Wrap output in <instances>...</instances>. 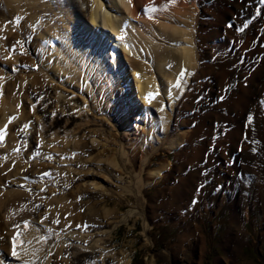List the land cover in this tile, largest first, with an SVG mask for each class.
<instances>
[{
	"label": "bare ground",
	"instance_id": "bare-ground-1",
	"mask_svg": "<svg viewBox=\"0 0 264 264\" xmlns=\"http://www.w3.org/2000/svg\"><path fill=\"white\" fill-rule=\"evenodd\" d=\"M5 1L8 7L11 8V15L15 16L14 27H19L16 19L22 16L24 19L27 18L25 21L26 26L37 27L41 33L38 36L39 39L37 38L36 42L32 44L33 46L29 48V52L32 54L29 60L32 61L33 65L37 64L39 66V73L31 75L32 80L28 83L23 82L26 77H21L20 80L17 79L21 82L20 84L15 80L6 84L3 81L6 65L14 66L18 63L22 64V60H27L24 57H19L18 53L14 55L13 53L16 51L12 52L9 50V43H15L18 39L24 42L25 34L23 33L24 36L20 32L17 35L12 34L11 23L7 21V17L10 14L6 13L7 10L5 8H2V11L0 10V127H6L9 131L4 143L0 144V184L4 185L6 179L12 177L11 180L15 179L12 183L17 185L18 182H22V180L18 179L19 176L22 175L27 179H34L33 177L35 176L36 180H39L38 182L41 184L35 188L33 193H38V191L40 192L39 189H43L45 186L49 187L48 185L65 188L68 186L67 184L71 183V179L83 181L89 177L101 179L99 172L101 173L102 169L97 167L99 163H106L113 170L118 169V161L115 158L109 156L106 160H102L103 152L92 157L93 160L82 158L83 161L81 162H83V165L87 166L91 163L94 168L92 167L89 171H86L88 169L80 171V178H63L65 174L72 170V168L64 166L66 161H61L54 165L50 162H45L50 155L53 156V153L48 154V151L52 150L50 144L51 139L55 135L54 131L52 133L49 132L54 130L59 122H65V125L70 126L72 119L74 121L75 118H80L76 119L78 121L76 128L82 127V130L79 133H75V130L70 131L72 134L71 138L81 135L80 133H84L87 127L96 123V120L90 118L87 102L85 103L86 106L79 108V112L74 115L65 113V107L60 109V111L59 106L56 107L58 108L56 111L46 110V105L50 103L51 106L53 102H50L51 97H46L43 100V97H41V93H47L56 87V83H54L56 74H67V80L73 84L78 79L80 80V77L82 78L79 71L85 67L87 72H92V68L95 67L97 79L101 76L104 77L108 86L109 83L117 82L116 89H120L119 87H122V84L128 81L129 74L133 76L134 90L128 92L129 94H125L128 95L130 113L138 116V119L147 118L146 114L149 113L150 115L151 107L164 103L165 98L170 102L168 111L161 112V108H158L156 113L152 114L147 121L148 133H144L140 137L142 138L140 145L145 148L149 144L152 149L147 152L146 156L136 150L132 152L133 163L138 172L132 176L133 181L130 185H125L120 189L121 194L129 192L135 195L140 205L138 210H131L128 215L117 217L111 210L101 207L100 204H103L102 198L100 201L98 199L93 202L90 201L89 203L91 204H87L89 206H87L88 216L101 226L103 218H117L116 221L107 223L110 227L111 224L114 226L119 222L126 221L131 214L144 215L143 188L146 185L149 186L151 183L162 180L165 175L171 179L176 173L177 167L171 168L170 163L164 164L163 168H159L152 174L153 181L148 184L145 183L142 177L143 168L148 163L150 156L159 147L168 148L175 152L182 161V167L185 165L192 167L189 176L181 179V186L180 184L178 186L175 185V187H169L168 190L162 192L176 194L174 200L169 203L173 205V210L176 209L178 211L184 203L187 204L188 201L192 200L194 191L197 189V181L204 179L201 177L203 171L201 161L212 145V142H210L208 146L204 145L195 149L192 147L187 150L185 149L186 147L184 148L185 144H182L183 142L191 145L195 137L218 134L219 132L214 131V125L219 127V129L224 127L225 131L226 127H230L228 124L225 125V123L229 122L233 129L230 128V132L227 135V142L229 143L224 147L225 150L231 149L234 151L238 158L241 154L239 153V148L236 147L240 144L243 147L247 143L243 145L241 143L243 140V133H241L243 124L241 125L240 123L242 119L244 123H247L249 116L254 118V125L256 126H254L255 129L253 130L250 128L249 134L251 135L252 132L260 140L261 138L264 139V0H175L174 3L173 0H92L90 3L87 0H79V2H84L82 3L83 7L86 6L84 12L81 8H78L79 6L77 7L78 2L75 0H69L67 2L68 8L59 11H56V8H52V2L49 0H46L47 3H44L43 0L42 3H39V0ZM23 5H28V7ZM40 8L50 10L51 18L57 16L58 22L54 28L52 26L50 28L49 25H46V21L40 18L41 15L38 14ZM153 8L156 11H150ZM109 9L115 15H111ZM61 11L63 14L59 16ZM44 12L47 13V11ZM138 15L141 16L139 18L141 20L139 23L140 27H136L134 24L133 27H129L130 21L128 20H130V17L136 18L139 17ZM161 15H165V18L161 19ZM133 30H137L136 33L138 35L135 36L132 33ZM243 31H247L245 37L240 35ZM155 38L167 43V45L174 43V45H171L174 47L160 45L153 40ZM53 39H57L59 44L57 41L55 48L52 46H50L51 48L48 47L51 53H48L49 56H45L42 47L45 42L50 44ZM110 43L127 56L132 55L135 57L146 50L150 57L145 58L147 60L146 64L131 61L130 65L120 57L115 62L117 57L112 52V48L109 47ZM221 57H223L221 60L214 63L217 58ZM230 57H235L233 64L228 63V58ZM107 58H113L114 63L108 61ZM88 62L90 63L89 65H87ZM88 66L90 68H87ZM129 66L134 69L132 71L129 70ZM238 69H243L246 72L247 80L240 84L241 90L238 94H232V97L225 105L216 107L214 100H217V95H214L211 87L213 84L219 85V83L223 84L225 82V93L227 94L230 81L233 80L235 71ZM184 70H186V76L181 81L183 89L181 92V89H177L174 86ZM87 72L83 78L86 83H88L87 81L90 77ZM23 73V76H29V74ZM46 79L49 82L45 81ZM85 88L89 90V87L86 86ZM104 88L106 91V87L103 86ZM116 89L111 91L108 101L120 94ZM203 91L206 92V101L199 99L203 95ZM149 93H158L151 103H149L147 98ZM32 94L37 95V99L41 97L38 99L39 101L36 99L37 103L42 102L38 103V106L35 105L37 110L30 113L32 110L26 109V102L31 103L32 106L34 105L35 101L31 98ZM122 94L124 93L121 92ZM109 105L107 102L106 106L108 107ZM225 110L228 111V115L220 113ZM49 112L52 113V116H49ZM47 113L48 116L46 115ZM126 113L128 114L129 112L126 111ZM190 113L196 115L194 119H189L188 115ZM129 116L130 114L124 115L123 118L118 116L116 118V121L123 125L124 130L128 129L130 125L131 116ZM12 117H16V119L9 122ZM46 117H50L49 119L52 121L50 125L47 124L48 120H46ZM131 118L133 119L134 117L132 116ZM139 121L141 122V119ZM34 122L35 124L36 122L38 123V129L34 127ZM180 122L192 128L182 138L178 135L179 133H175L177 132L176 127H178ZM25 125H29V129L24 128ZM64 128L67 129L66 126ZM44 129L52 138L47 139V135L40 134L38 136L40 138L39 142L38 137L36 138L37 141H34L35 133L38 134V130L40 133ZM31 142L34 143L31 144ZM71 145L72 143L69 141L59 144V146L52 144L53 149L58 151L60 156L64 155V157H72L74 159L76 155H70L67 149ZM81 146L83 147L81 148ZM89 146L90 144L87 143L80 146L76 144L75 148L79 147L78 149L86 153L89 150ZM17 149H19L17 157H14L12 153ZM123 155H126V153H123ZM4 157H7V159H3ZM253 159L254 162H251L252 160H249L248 155H246L247 163L244 168L255 176L263 174L260 179H252L251 184H249V186L252 185L255 188L257 200L254 201L255 199L252 200L249 196H243L242 201L244 205H248L246 202L251 199L253 202L259 203L264 210V167H261L255 157ZM229 164H231L230 161ZM45 167L51 168L52 171L50 169L46 170L47 168ZM230 168L225 167L224 170L220 169L216 173L231 175L232 170ZM117 169L116 172L118 171L119 177H110V179L122 185L123 179L120 175L122 171L119 172ZM47 173H50V175H44ZM69 174L72 176V173ZM220 179L221 177L216 182L217 186L224 187ZM172 180L175 181V179ZM4 187V192L0 195V261L6 264H35V260L44 257L42 254L43 257L40 258L41 248L45 249L43 247L45 241L50 240H45L44 233L47 232L35 221L34 229L31 230L29 228L26 230L27 232L22 230V245L12 248V242L20 230L21 223L27 221L31 225L30 221L33 222L35 215H42V211H40L42 206H47L49 202L50 205L55 207L54 213L55 216H58L56 218H60L66 223L60 232L67 230L64 228L66 225L70 227L76 224L79 225V223L82 224V222L90 223L87 220L84 221V217L79 219L80 222L77 223L73 219L71 214L84 206L78 202L66 203L72 191L68 193V197L63 195L52 197L51 200L44 203L43 200L39 199L43 197V195H40L41 193L45 194L44 191L40 194H34L35 198L32 199L29 192L12 188L9 185ZM81 188H83L82 185H77L73 190V192L78 190V197L80 198L83 194H86ZM62 190L65 191L66 189ZM224 191L223 188L221 191L219 189L217 194H224ZM234 206H236V203H234ZM151 207L154 208V206ZM238 208L233 212L234 218L230 227L228 243H233V241H238L239 243L241 238L236 229L240 226L242 214L247 211L244 209L242 212H238ZM92 223L97 224L94 221ZM149 224V221L145 218L144 227L148 230L151 228ZM201 229V226L197 225L196 232ZM52 231L50 232L53 233ZM110 232L111 230L103 231L100 234L103 236L105 234L108 235ZM49 233L46 235L49 236ZM67 235L66 239L69 240V234ZM50 237H47V239ZM88 238H84V241ZM82 239L80 241L83 243ZM102 239L96 240L93 244L91 240L88 241L89 245L86 248L84 247L85 244L80 246L74 242H71L74 244L73 246L62 247L59 245V247L56 246L55 248H58L57 251L59 253L65 254L64 256L72 263L82 264L85 261V257L94 255V252H99L98 250L102 251L100 253L105 257L103 252L105 247L100 246L102 244L105 245V243H102L104 241ZM28 242L29 245L26 246ZM3 247L6 249H3ZM14 250L18 251L16 255L12 254ZM122 259L120 258V263L128 264L126 260ZM56 261L58 262L54 257L52 263L58 264Z\"/></svg>",
	"mask_w": 264,
	"mask_h": 264
},
{
	"label": "rangeland",
	"instance_id": "rangeland-1",
	"mask_svg": "<svg viewBox=\"0 0 264 264\" xmlns=\"http://www.w3.org/2000/svg\"><path fill=\"white\" fill-rule=\"evenodd\" d=\"M49 1L52 2L51 6L53 9L56 8V11L66 10L68 8L67 2L69 0ZM75 1L78 2L77 7L79 6L78 8H81L84 12L86 6L83 7V0L80 2L79 0ZM91 1L92 0H87L88 3H90ZM0 2V10L2 11V8H5V10H7L6 13L10 14L7 17V21H10L11 23V33L17 35L18 32H20L22 36H24L23 33L25 34V43L23 42V46L13 41L15 43H9V50H11L12 52L16 51L13 53L14 55L18 53L19 57H24L27 59L22 60V64L18 63L14 66L6 65V68L4 69L5 77L3 81H5L6 84H9L15 80L20 84L21 82L18 80H20L21 77H26V80H23V82L28 83L32 80L31 75L39 73V66L37 64L33 65L32 61L29 60L32 57L31 52H29V48L33 46L32 44L36 42V39L41 32H39V29L37 27H34L32 25L26 26L25 21L27 20V18L24 19L22 16H19L20 18H22L18 24L19 27H14L15 16L11 15V8L8 7L5 0H1ZM38 2L42 3V0H39ZM43 2L47 3L46 0H43ZM23 6L28 7V5ZM43 8H40L38 10V14L41 15L40 18L44 19L46 21V25H49L50 28L51 26L54 28L58 22V18L56 19L57 16L51 18V11L44 10ZM44 11H47V13H45ZM109 11L111 15H115L110 9ZM61 14H63L62 11L59 12V16H61ZM140 17L141 16L136 17L138 19H136L135 17H130V25L133 27L134 24V26L140 27ZM160 18L164 19L165 15H161ZM10 19L14 21H11ZM21 27H23V29H21ZM136 32L137 30H133L132 33L136 36L138 35ZM240 35L242 37H245L247 35V31L241 32ZM153 40L165 47H174L171 46L174 45V43H172L171 45H167V43L161 42V40H158L156 38ZM18 41L22 40L18 39ZM48 47L51 48L49 43L45 42L44 46L42 47L45 56H49L48 53H51ZM55 47L56 46H54V48ZM109 47L113 49L114 45L110 43ZM112 52L111 54H113ZM119 54L120 58H123V60L127 61L128 64H130L131 61L139 63L143 62L144 64H146L147 60L145 58L150 57L146 50H144L143 53H139V55H136L137 57H133L132 55L127 56L124 52H119ZM116 57L117 59L115 60V62L119 58L118 56ZM222 58L223 57L217 58L214 63L221 60ZM107 60L114 63L113 58H107ZM233 62H235V57L228 58V63L233 64ZM89 64L90 63L88 62L87 65ZM25 65L30 67H25ZM87 68H90V66H88ZM128 68L131 71L132 69H134L132 66H129ZM148 70L151 71V69L149 68ZM231 70H233V68H231ZM95 71V67L92 68V72H87L86 67L80 69L79 73L82 75V78L80 77V80L78 79L77 82L73 84L72 82L67 80V74H56V77L54 78L56 87L52 88L47 93H41V97H43L42 100L46 97H51L50 102H53L51 106L50 103L46 105V110L56 111L58 109L56 107L59 106L60 111V109H63V107H65V113H72L74 115L79 112V108L85 107V103L87 102V105L89 106L88 109L90 118L92 120H96V123L87 127L84 133H80L81 135L73 136V138H71L72 134L70 133V131L72 132L75 130V133H79L82 130V127L76 128V123L78 122L76 121V119L80 118H75L74 121L72 119V124H69L70 126L65 125V122H59L58 126L54 130L49 132L52 133L54 131L55 136L53 138L50 136V134H47L48 132H46V129H44L41 130L40 133L38 130V134L35 133L33 140L37 141L36 138L40 136V134L47 135V139L52 138L50 144L52 150L48 151V154L53 153V156L48 157L47 161L45 162H50L52 163V165H54L60 163L61 161H66V164L64 166L72 168V170L63 176L64 179H68L69 177L80 178V171H83L85 169H88L86 171H89L92 167L94 168V166H91V163H89L90 165L88 164L87 166L83 165V162H81L83 161L82 158L93 160L92 157H95V155H97L98 153L103 152L102 160H106L110 156L111 158H115L116 161H118L117 163L119 166L118 169H116L119 170V172L122 171L120 175L123 179V184L120 185V183L118 184L113 179H110V177H119V173L118 171L116 172V169L113 170L111 167H108L106 163H99L97 167L102 169L101 173L99 172V176L101 177V179H94L92 177H89L87 180L85 179L86 181L71 179V183L67 184L68 186H66L65 188H58L56 186L48 185L49 187L45 186L43 187V189H39V194L42 191L47 194H40L43 195V197H40L39 199L43 200L44 203L45 201L51 200L52 197L54 198L62 195L68 197V193L72 191V194L69 195L66 203L78 202L84 206L81 207L77 212H73L71 214L73 219L76 220L77 223L80 222L79 219L84 217L83 220H87L90 223H79V226H81L79 228L77 227L78 224L70 227L66 225L64 226V228L67 230L60 232L63 229V225H65L66 223L63 222L62 219L60 220V218H56L58 216H55V207L50 205V202L47 206H42V210H40L42 211V215H35L33 220L36 223H39V225L44 228V230L47 232L44 233L46 238L45 240L50 241H45V245H42L45 249L41 248L40 258L43 256L44 257L42 259L37 258L39 260H35V264H53L52 259L54 257L56 260H58V262L56 261L58 264H78L77 262L72 263L66 258V256H64L65 254L59 253L57 251L58 248L56 249L55 247H59V245H61L62 247H67L69 245L73 246L74 244L71 242H74L80 246H84L85 244L84 247L86 248L89 245L88 241L91 240V243L93 244L96 240L101 238H103L102 240L104 241H102V243H105V245L102 244L100 246L105 247L103 248V252L106 258L100 253L102 251L98 250L99 252H94V255L85 257V261H83L82 264H122L120 263V258H123L122 260L124 261L126 260L128 264H264V210L259 203L252 201L254 199V201L257 200L255 195V188H253L252 185L249 186L252 179H260L263 174L255 176L252 175V173H250L246 168H244L247 163L246 155H248L249 160H252L251 162H254L253 157H255L260 163L261 167H264V139L261 138L260 140L252 132L251 135L249 134L250 128H252L253 130L256 127L254 125V118L251 122L247 118V123H244L242 119L240 123L241 125L243 124V130L241 132L243 133V140L241 143L242 145L246 142L247 143L243 147L241 146V144L236 147L239 148V153L241 154V156H239L238 154V158L236 157V154H234V151H232L231 149L225 150V145L229 143L227 142V135L230 132V128L233 129V126L229 122L225 123V125L228 124V126H230L228 128L226 127L227 131H224V127L219 129V127H215L214 125V131L219 132L218 134L205 136L201 135L200 137H195L191 142V145L190 143L187 144L186 142L182 143L185 144L184 148L186 147L185 149L187 150L191 149L192 147L195 149L204 145L208 146L210 142H212V145L211 148L206 151V155L201 161V168L203 170L201 173V177L204 179H199L197 181V189H195L194 191L192 200H190V202L188 201L187 204L184 203V205H182L181 208L178 209V211L176 209L173 210V205L169 203L174 200L176 194L162 192L168 190L169 187H175V185L178 186L180 184L181 186V179L187 178L189 176L192 167H188L187 165L182 167V161L175 152L171 151L168 148L159 147L150 156V159H148V163H146L145 167L143 168L142 177L145 183L148 184L152 182V174L159 168H163L162 166L164 164L170 163V167H177V171L176 173H174L171 179L167 178V176L165 175L162 180L154 182L153 184L151 183L149 186L146 185L143 188L144 190L142 193V198L144 199V215L137 213L131 214L126 221L119 222L114 226L113 224H111L112 227L111 225L109 227L107 223L114 220L116 221L117 218L115 217H110L108 219L103 218L101 226L95 220H92L88 216L89 214L87 213V206L91 204L89 202H93L96 199L100 201L101 198L103 201V204H100L101 207L111 210L115 215H117V217L128 215L131 210H138L140 205L135 195L129 192L121 194L120 189L125 185H130L133 181L132 176L136 175L138 172L133 163L134 161L132 152L136 150L137 152H141L146 156L147 152L151 151L152 149V146L149 144H147L145 148L141 147L140 145V142L142 141V138L140 137H142L144 133H148V126L146 124L150 116L152 114L154 115L158 108L164 107L166 111H168L167 109H170V102L169 100H167V98H165L164 103H160L157 106L154 105L153 107H151L152 111L150 115L149 113L146 114L147 118L142 117L138 119V116H135L134 114L132 115L130 113L129 99L127 98L128 95L125 94L134 90V77L130 76L129 74L128 81L123 83L122 87H119L120 89H116L117 82L109 83L108 86V83L106 82L104 77L101 76L97 79ZM23 72L29 74V76H23ZM86 72L89 73L90 76L87 81L88 83L83 81ZM245 75L246 72L243 69H238L237 71H235L234 78L232 81H230V84L228 86L227 94L225 93V82H223V84L219 83V85L213 84L212 87V84L210 85L214 95H217V100L215 101V98L213 99L216 107L225 105L226 102L232 97V94L239 93V91L241 90L240 84L247 80V77ZM45 81L49 82L48 79H46ZM86 86L89 87V90L85 88ZM103 86L106 87V91L105 88L103 89ZM129 86L130 90H128L127 88ZM115 89L116 91L118 90L120 94H117V96H114L110 101H108L109 94ZM121 92H123L124 94L121 95ZM202 94L203 95H201V98L199 99L201 101H206V92L203 91ZM223 96H225V98L221 99V97ZM117 97H121V99ZM31 98L33 99V101H35L33 106L31 103L26 102V109L29 111L32 110L30 113L37 110L35 105L38 106V103L42 102L40 101L37 103V95L32 94ZM107 102L108 105L110 104L108 107L106 106ZM126 111H128V114H130V116H133L134 118L132 119L129 116L131 119L130 125L128 129L124 130L123 125H120L116 121V118L117 116L119 118H123L124 115H128ZM220 113L228 115L227 110L223 112L221 111ZM46 115L48 116V113ZM50 115L52 116L51 112H49V116ZM195 116L196 115L194 113H190L188 115L189 119H194ZM46 118V120H48L47 124L50 125V123L52 122L49 119L50 117ZM140 119L141 122L139 121ZM183 124L184 123L180 122L178 127H176L177 132H175L176 134L179 133L178 135L181 138L185 133L190 132L189 130H192V128H189L187 125ZM249 124L250 126H248ZM65 126L67 127V129L64 128ZM34 127L38 129L39 126L37 122L36 124L34 122ZM39 139L40 138L38 137V142ZM68 141L73 145L69 146V148L67 149L70 152V155H76V158L74 159L72 157H64V155L60 156L58 154V151L53 149L54 145L52 146V144H56L59 146V144L66 143ZM251 141H258V143L251 144ZM32 143L34 142H31V144ZM84 143L90 144L91 146H89V150L86 151V153H83L80 149H78L79 147L75 148L76 144H79L80 146L81 144L84 145ZM82 147L83 146H81V148ZM60 148L62 147L60 146ZM252 148H256L257 151L253 152L251 150ZM123 153H126V155H123ZM13 155L14 157H17L16 154ZM229 161L231 162V164H229ZM225 167H231V175L216 173L220 169L224 170ZM48 169L52 171L51 168L48 167L46 170ZM69 173H72V176ZM220 177V180L223 183L224 187H221L220 185L217 186L216 182H218ZM11 178L6 179L4 185L0 184V190H2L0 191V195L4 192L3 187L6 185L25 192H29V195L32 196V199L35 198V196H33L34 194H38L33 193L35 191V188L37 186H40L41 184L38 182L39 180H36L37 178L35 176L33 177L34 179H27L26 177L21 175L18 179L22 180V182H18L17 185L16 183H12L15 179L13 178L11 180ZM172 179H175L176 182ZM77 185L83 186L81 190L86 193L83 194L84 197H78V190L76 192H73L75 186ZM222 188L225 190L224 194H217V190L220 189L221 191ZM62 189L66 190L63 191ZM243 196L251 197L252 200L249 199L246 202L248 203V205L243 204ZM234 203H236L237 207L234 206ZM151 206H154V208H152ZM237 208L239 209L238 212H242L244 209L245 211H247L242 214V221L240 223V226L236 229L241 238L239 243L238 241L228 243V239L230 237V227L234 218L233 212ZM145 218L150 223L149 225L151 228L149 230L144 227ZM57 220L59 221V223L55 222ZM93 221L97 224H93ZM85 225L88 226L86 230L84 229ZM197 225L201 226L202 228L198 232H196ZM52 229L56 231H52ZM110 230L111 232L108 233V235L105 234L102 236L100 234L103 231ZM50 231H52L53 233H51ZM48 233L49 236H51L49 239H47V237L49 236L46 235ZM67 234H69V240L66 239V237L68 236ZM86 237L89 240L86 239V241H84V238ZM57 239L60 240L58 241ZM81 239L85 243H82L80 241ZM29 242L26 243V246L29 245ZM3 249L6 248L3 247Z\"/></svg>",
	"mask_w": 264,
	"mask_h": 264
},
{
	"label": "snow or ice",
	"instance_id": "snow-or-ice-1",
	"mask_svg": "<svg viewBox=\"0 0 264 264\" xmlns=\"http://www.w3.org/2000/svg\"><path fill=\"white\" fill-rule=\"evenodd\" d=\"M175 2V0H173V3ZM150 11H156V9L155 8H153V9H150ZM22 18H20V17H17V19H16V23H17V25L19 24V22H20V20H21ZM230 26V25H229ZM239 30V29H238ZM123 38V37H122ZM17 43H20L21 44V46H23V42H21V41H17ZM23 54V53H22ZM25 67H30V66H27V65H25ZM185 76H186V70H184V71H182L181 72V74H180V77L178 78V81H177V83H176V85L174 86L175 88H177V89H181V92L183 91V89H182V85H181V81L185 78ZM156 95H158V93H156V94H154V93H149L148 94V101H149V103H151L152 102V100L153 99H155V96ZM225 97H221V99H224ZM165 109H164V107H162L161 109H160V111L161 112H163ZM16 119V117H12V118H10V121L9 122H12L13 120H15ZM248 120L251 122L252 120H253V118L251 117V116H249L248 117ZM29 127V125H25L24 126V128H28ZM21 130H23V129H21ZM7 133H6V127H5V129L4 130H0V143H2L3 142V139H4V136L6 135ZM256 143H258V141H251V144H256ZM253 152H256L257 151V149L256 148H252L251 149ZM16 151H19V149H17ZM3 159H7V157H4ZM44 175H50V173H47V174H44ZM41 178H43V177H41ZM45 219H46V217H45ZM56 223H59V221L57 220V221H55ZM25 226H27V222H25ZM78 228L79 227H81V226H77ZM87 225H85L84 226V229L86 230L87 229ZM18 236H19V233H18ZM16 242H17V239L16 238H13V244L15 245L16 244ZM13 255H16L17 253L15 252V250L13 251V253H12Z\"/></svg>",
	"mask_w": 264,
	"mask_h": 264
}]
</instances>
